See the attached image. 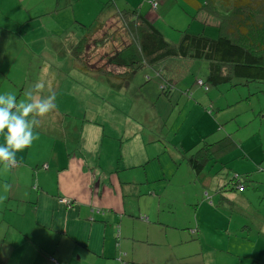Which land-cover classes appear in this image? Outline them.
<instances>
[{
    "label": "crops",
    "instance_id": "0c3cea01",
    "mask_svg": "<svg viewBox=\"0 0 264 264\" xmlns=\"http://www.w3.org/2000/svg\"><path fill=\"white\" fill-rule=\"evenodd\" d=\"M78 24L81 32L83 23ZM53 61L65 66L64 61ZM72 67L69 74L82 72L75 60ZM46 69L50 81L55 74ZM159 73L166 86L173 83L176 74H169L166 65ZM109 76L121 87L130 81ZM41 95H50L49 90ZM201 100L214 105L211 99ZM121 104L127 106L124 114L138 110L133 102L128 105L126 97ZM215 109L214 114L205 107L203 114L217 128L220 121H230L235 131L231 137L243 147L247 138H241V130L253 129L255 133L256 127ZM56 110L41 118L31 152L28 147L24 153L17 152L18 163L11 169L0 165V195L7 197L0 202V264H55L52 258L64 264H264L262 154L243 159L240 154L227 157L229 152L202 157L204 164L197 172L188 163L189 157H184L186 181L178 177L173 182L177 172L163 168L149 178L143 164L158 153L141 149L148 143L158 150L162 146L171 149V145L175 149L177 128H159L141 140L144 131L139 122L122 127L111 122L112 128L104 132L99 123L88 121L76 129L69 126L73 134L63 133L55 141L48 131H57L65 121ZM109 111L106 108V116ZM205 130L183 136L179 145L192 149L199 145L198 138L204 140L217 131ZM130 141L132 147L122 157L120 150ZM235 152L241 153L239 149ZM221 167L234 171L221 173ZM234 175L244 184L242 191L232 184ZM158 179L165 181L154 183ZM5 184L10 186L6 193ZM64 198L71 207L65 206ZM179 245L184 250H178Z\"/></svg>",
    "mask_w": 264,
    "mask_h": 264
},
{
    "label": "rangeland",
    "instance_id": "374dc122",
    "mask_svg": "<svg viewBox=\"0 0 264 264\" xmlns=\"http://www.w3.org/2000/svg\"><path fill=\"white\" fill-rule=\"evenodd\" d=\"M150 1L152 0H0V93H14L17 98L20 97L18 99L20 101L25 99L26 93L38 81L43 82L45 87L42 92L49 90L50 94L55 93L59 100L56 102L59 107L56 112L65 119L64 126L61 125L60 129L48 131L55 141L61 139L63 133L73 134L72 130L68 131L69 126L76 129L79 123L88 121L99 123L104 132L112 128L109 126L111 122L121 127L129 122L135 124L139 122L144 131L141 133V140L146 139L149 134L156 133L159 128L164 131L168 128L171 130L177 128L179 138L176 136L174 139L178 141L175 149L171 145V149H164L162 146V149L158 150L152 148L149 143L141 149L146 153L148 151H152V154L158 153L153 155L155 158L143 164L149 178H154L163 168L168 172H177L173 182L178 177H183L182 180L186 181L188 165L184 157H189L192 154L191 150L194 152L201 146L209 147L212 158L221 157L228 152L227 157L240 154L238 157L241 159L250 155L257 157L259 154L264 157L263 81L244 82L234 79L233 82L211 85L206 81L209 64L207 60L175 57L167 58L165 62L162 61L153 67L143 66L122 87L111 81L109 75L68 73L74 62L70 47L81 35L78 22L89 24L101 12L99 19L107 21L106 27L109 25L110 31L114 28L117 32L119 22L115 18L106 17L125 5L136 6L142 14L148 15V19L163 33L164 38L173 43L179 41L183 31L202 33L208 37H216L219 34L217 23L220 16L225 14L226 4L223 2L219 6L216 2H210L213 7L197 11L192 3L186 0H154L157 3V10H152ZM197 1L202 2L201 6L204 5V0ZM228 19H231V16ZM123 41L127 42L125 36ZM102 52L103 49H99L91 55L92 61L97 60V65L102 63L98 59ZM55 59L64 61L65 66L61 68L56 65L53 61ZM163 65L167 66L169 74H176L175 77L173 75V83L168 85V90L163 86L166 84L165 80L159 75ZM172 65L177 69L175 70ZM46 67L50 70V75L55 74L50 81L46 80L48 72ZM60 76H63V80ZM125 97L128 105L133 102L138 110H130L131 112L124 114L127 106L122 105L121 101ZM201 99H211L214 105L205 104ZM108 107L110 111L106 116L105 111ZM118 107L123 109L117 110ZM205 107L208 110L212 109L214 114L215 108H218L223 116L237 115L236 118L239 120L248 121V127L255 126V133L253 129L249 131L242 129L241 138L247 139L244 140L243 147H240L239 141L231 137L235 131L230 121H220L218 128L215 127L214 122L203 114ZM62 127H65V130L61 129ZM204 128L207 130L215 128L217 131L204 140L198 138L199 145L192 149L188 147L184 149L179 145V140L183 136H191ZM145 130L149 133H145ZM50 134L47 136L51 137ZM217 134L222 138L217 139ZM230 140L236 142V146L226 147L221 153L213 151L216 147H223ZM4 142V136L0 135V145ZM132 143L133 141L123 144L124 151L120 150L122 157L126 155L127 149H131ZM221 143H224L223 146ZM154 145L157 147L156 142ZM28 148L31 152V146ZM237 149L241 153H234ZM227 168L221 167L219 172L234 171L232 167ZM162 180H155L154 183ZM177 247L178 250H184L183 245Z\"/></svg>",
    "mask_w": 264,
    "mask_h": 264
},
{
    "label": "trees",
    "instance_id": "16d2710c",
    "mask_svg": "<svg viewBox=\"0 0 264 264\" xmlns=\"http://www.w3.org/2000/svg\"><path fill=\"white\" fill-rule=\"evenodd\" d=\"M186 1L198 10L209 9L215 2L217 6L222 2L226 4L225 14L217 23L219 34L216 37L183 31L177 43L170 42L136 6L125 5L106 17L119 22L117 32L114 28L110 31L107 21L99 19L101 12L89 24H81V35L70 52L78 69L131 80L143 66L153 67L167 58H191L209 62L206 81L211 85L234 79L264 82V0H204L202 6L197 0ZM156 6L154 0L150 1L152 10ZM123 36L127 42L123 41ZM99 49H103L98 58L102 63L97 65L91 55ZM232 146H236V142L230 140L213 151L221 153L222 149ZM202 157H211L209 147L201 146L189 156L188 163L196 172L204 164ZM231 182L236 189L238 184L244 189L239 177L236 181L233 176Z\"/></svg>",
    "mask_w": 264,
    "mask_h": 264
},
{
    "label": "clouds",
    "instance_id": "9594fccd",
    "mask_svg": "<svg viewBox=\"0 0 264 264\" xmlns=\"http://www.w3.org/2000/svg\"><path fill=\"white\" fill-rule=\"evenodd\" d=\"M44 87V83L38 81L23 101H18L14 93H0V135L5 138L0 145V165L6 169L17 165L16 153L31 146L38 138L35 129L40 126L41 118L57 108L55 93L41 95ZM9 187L3 186L5 193ZM6 198L0 195V202Z\"/></svg>",
    "mask_w": 264,
    "mask_h": 264
},
{
    "label": "built area",
    "instance_id": "2783aa9c",
    "mask_svg": "<svg viewBox=\"0 0 264 264\" xmlns=\"http://www.w3.org/2000/svg\"><path fill=\"white\" fill-rule=\"evenodd\" d=\"M153 7H155V3H153ZM234 178H235V180L237 181L238 180V176L237 175H234ZM237 189L238 190H242V186H241V184H238L237 185ZM62 202L67 206V207H71V205H72V203L68 200V199H62ZM52 260L54 261V263H56V264H59L58 262H56L53 258H52Z\"/></svg>",
    "mask_w": 264,
    "mask_h": 264
},
{
    "label": "flooded vegetation",
    "instance_id": "af4514ba",
    "mask_svg": "<svg viewBox=\"0 0 264 264\" xmlns=\"http://www.w3.org/2000/svg\"><path fill=\"white\" fill-rule=\"evenodd\" d=\"M164 86V85H163Z\"/></svg>",
    "mask_w": 264,
    "mask_h": 264
}]
</instances>
